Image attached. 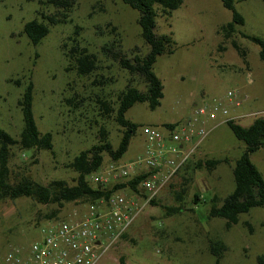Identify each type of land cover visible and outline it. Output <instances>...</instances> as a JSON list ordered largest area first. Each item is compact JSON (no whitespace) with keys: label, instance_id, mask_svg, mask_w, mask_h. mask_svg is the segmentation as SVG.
<instances>
[{"label":"rangeland","instance_id":"obj_1","mask_svg":"<svg viewBox=\"0 0 264 264\" xmlns=\"http://www.w3.org/2000/svg\"><path fill=\"white\" fill-rule=\"evenodd\" d=\"M73 1L67 22L52 26L40 42L32 44L23 32L24 23L40 19L38 11L47 14L54 9L37 0H0V128L18 138L23 126L18 100L32 82V112L37 128L40 133L51 132L53 143L52 150L39 151L11 146L7 163L11 184L24 176L43 185L59 179L74 184L77 174L65 165L98 142L101 128L113 147L120 139L121 128L114 121V113L102 115L97 99L114 106L118 92L127 84L145 90L141 77L130 75L101 50L113 44V50L127 58L145 55L148 46L140 36L139 12L122 0ZM233 1L244 18L236 31L264 37V0ZM230 20L231 11L220 0H183L168 17L158 10L155 33L170 34L174 41L173 51L157 56L153 65L163 96L154 109L146 102H137L126 111L125 117L137 129L122 162L143 151L146 127L183 122L193 117L195 106L203 103L223 101L228 116L242 126L264 118V60L259 58L258 45L240 33L232 39L244 48V58L230 40L222 38L220 28ZM70 39L96 55L98 68L92 74L79 76L75 70L66 69L69 60L64 52L73 44ZM228 91L241 101L239 106L229 104ZM74 95L77 100L83 99L76 108L64 101ZM222 119L204 121L208 133L194 154L134 219L126 236L107 249L96 264H119L120 257L124 264H214L210 241H221L226 246L219 264H257L256 258L264 255L263 207L239 214L238 223L229 228L223 218L207 216L213 196L222 199L232 192V167L245 149V143ZM206 159L222 162L210 169L194 165ZM109 160L104 154L102 165ZM250 160L264 179V146L251 153ZM84 204H41L25 196L2 200L0 264H4L3 256L11 246L25 251L43 226ZM171 206L182 208L167 215L166 207Z\"/></svg>","mask_w":264,"mask_h":264},{"label":"trees","instance_id":"obj_2","mask_svg":"<svg viewBox=\"0 0 264 264\" xmlns=\"http://www.w3.org/2000/svg\"><path fill=\"white\" fill-rule=\"evenodd\" d=\"M34 1V0H33ZM43 6H50L54 9L51 13L38 11L40 19L34 18L23 25V32L32 44H37L49 32L50 28L59 23H65L68 20V13L73 7V0H37ZM222 6L231 11V20L221 26V34L224 40H230L232 47L241 57H245L246 52L237 41L232 39L235 33H240L242 37L247 38L259 47V58L264 60V37L248 36L237 32L236 27L243 25V16L235 9L233 0H220ZM130 8L137 10L139 16L137 23L140 27V36L143 42L148 46L145 55L135 54L132 58H127L119 50H113V44L101 47L102 52L115 60L118 65L127 71L130 75H136L145 82V90L127 84L125 88L118 92L115 105H110L107 100L97 99L100 105L102 115L114 113V121L121 128V135L116 147H113L107 139L106 131L101 128L99 131V140L96 144L87 149L81 150L65 166L76 172L74 184L68 185L65 180H52L47 185L36 182L26 176L22 177L17 183L8 182V159L10 148L18 145L21 149H40L52 150V133H40L32 112V82H29L21 97L18 105L22 113L23 126L18 138H13L10 134L0 128V202L6 198L15 199L18 197H30L41 204L56 203L62 206L65 202L81 201L83 203L92 202L95 199L108 195L112 189H101L95 187L87 179V175L97 170L103 163V156L107 154L110 159H120L126 152L129 141L137 129V125L125 117L126 111L137 102H146L150 109L156 108L160 104L163 96L162 83L153 70L157 56L163 53H171L174 41L171 35H158L155 33V17L158 10L163 16H170L171 12L177 9L183 0H122ZM77 34V31H74ZM73 44L64 52L69 60L67 70H75L79 76L92 74L97 68V58L94 53L88 52L86 48L80 47L76 39H70ZM63 48L66 47L64 43ZM15 83L20 85V81ZM76 95L64 98L68 106L76 108L80 102ZM174 123L164 124L167 127ZM227 126L233 135L245 143V149L235 160L232 167L234 188L231 193L222 199L213 196L210 199L208 217H220L225 220V227L229 228L238 223L239 214L247 213L253 207L264 208V179L250 160V154L264 146V118H255L248 126H242L234 120L226 121ZM220 159L197 160L194 165L199 168L206 166L207 169L217 166L221 163ZM139 176L129 179L128 184L135 188L140 181ZM124 185H115L114 189ZM181 192H184L182 189ZM181 193L177 194V199L181 198ZM195 198L198 200V196ZM154 202V200H151ZM180 206L166 207L167 215L181 211ZM55 213V211L53 212ZM124 233L121 237H125ZM209 250L215 256L214 264H219L226 246L221 241H210ZM257 264H264V255L256 258ZM119 264H124L123 257H120Z\"/></svg>","mask_w":264,"mask_h":264},{"label":"built area","instance_id":"obj_3","mask_svg":"<svg viewBox=\"0 0 264 264\" xmlns=\"http://www.w3.org/2000/svg\"><path fill=\"white\" fill-rule=\"evenodd\" d=\"M226 96L230 105L241 104L232 91ZM228 115L227 105L216 100L211 105L195 106L193 117L183 122L170 127H146L142 152L125 162L110 159L87 175L95 187L112 189L108 195L51 220L25 251L11 246L3 256L4 264H96L194 154L208 133L204 121L220 117L224 122L234 120ZM135 176L141 178L132 188L128 181ZM120 184L124 186L113 190Z\"/></svg>","mask_w":264,"mask_h":264},{"label":"water","instance_id":"obj_4","mask_svg":"<svg viewBox=\"0 0 264 264\" xmlns=\"http://www.w3.org/2000/svg\"><path fill=\"white\" fill-rule=\"evenodd\" d=\"M261 139L263 140L264 138H263V137H261Z\"/></svg>","mask_w":264,"mask_h":264},{"label":"crops","instance_id":"obj_5","mask_svg":"<svg viewBox=\"0 0 264 264\" xmlns=\"http://www.w3.org/2000/svg\"><path fill=\"white\" fill-rule=\"evenodd\" d=\"M235 119V118H234Z\"/></svg>","mask_w":264,"mask_h":264}]
</instances>
